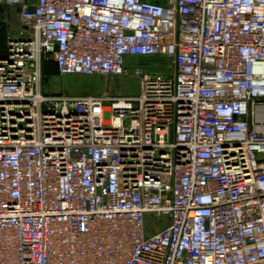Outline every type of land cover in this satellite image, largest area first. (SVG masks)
Instances as JSON below:
<instances>
[{"label":"built area","instance_id":"obj_1","mask_svg":"<svg viewBox=\"0 0 264 264\" xmlns=\"http://www.w3.org/2000/svg\"><path fill=\"white\" fill-rule=\"evenodd\" d=\"M0 5V264H264V0ZM152 57L133 97L43 89Z\"/></svg>","mask_w":264,"mask_h":264},{"label":"rangeland","instance_id":"obj_2","mask_svg":"<svg viewBox=\"0 0 264 264\" xmlns=\"http://www.w3.org/2000/svg\"><path fill=\"white\" fill-rule=\"evenodd\" d=\"M24 27L19 15L13 8H4L0 13V52L8 54L12 44L21 42ZM26 40V39H25ZM161 58H132L129 60L128 72L124 76L101 77V76H60L53 59L44 62L42 66L43 89L51 96H101L108 93L113 98H128L138 95L139 81L135 75L137 67H143L146 71L159 73L164 71ZM165 65V64H164Z\"/></svg>","mask_w":264,"mask_h":264},{"label":"water","instance_id":"obj_3","mask_svg":"<svg viewBox=\"0 0 264 264\" xmlns=\"http://www.w3.org/2000/svg\"><path fill=\"white\" fill-rule=\"evenodd\" d=\"M4 8L3 6L0 5V13H2L4 11ZM16 12L19 14L21 12V8H17L16 9Z\"/></svg>","mask_w":264,"mask_h":264},{"label":"crops","instance_id":"obj_4","mask_svg":"<svg viewBox=\"0 0 264 264\" xmlns=\"http://www.w3.org/2000/svg\"><path fill=\"white\" fill-rule=\"evenodd\" d=\"M7 56V54L0 52V59H3Z\"/></svg>","mask_w":264,"mask_h":264},{"label":"trees","instance_id":"obj_5","mask_svg":"<svg viewBox=\"0 0 264 264\" xmlns=\"http://www.w3.org/2000/svg\"><path fill=\"white\" fill-rule=\"evenodd\" d=\"M55 65V67H56V71H57V66H56V64H54ZM57 73H58V71H57Z\"/></svg>","mask_w":264,"mask_h":264}]
</instances>
